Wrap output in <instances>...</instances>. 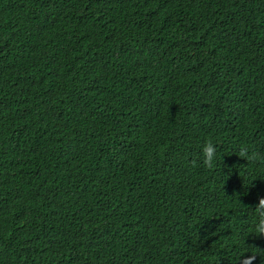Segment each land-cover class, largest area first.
Instances as JSON below:
<instances>
[{"label": "trees", "instance_id": "16d2710c", "mask_svg": "<svg viewBox=\"0 0 264 264\" xmlns=\"http://www.w3.org/2000/svg\"><path fill=\"white\" fill-rule=\"evenodd\" d=\"M258 156L264 0H0V264H264Z\"/></svg>", "mask_w": 264, "mask_h": 264}, {"label": "clouds", "instance_id": "9594fccd", "mask_svg": "<svg viewBox=\"0 0 264 264\" xmlns=\"http://www.w3.org/2000/svg\"><path fill=\"white\" fill-rule=\"evenodd\" d=\"M212 143L208 142L204 147V155L206 157V163L207 160H210L213 155V147ZM240 155H243L240 153ZM258 159H264V156H258ZM259 208H264V198L260 199L259 201ZM257 214H259V211L257 209ZM254 233L257 235V237H264V218H260L259 222L254 224L253 228ZM256 260V257L254 256H244L241 258L239 264H254V261Z\"/></svg>", "mask_w": 264, "mask_h": 264}]
</instances>
